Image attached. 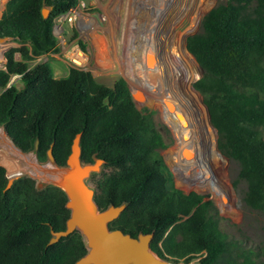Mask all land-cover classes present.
Listing matches in <instances>:
<instances>
[{
    "label": "trees",
    "instance_id": "16d2710c",
    "mask_svg": "<svg viewBox=\"0 0 264 264\" xmlns=\"http://www.w3.org/2000/svg\"><path fill=\"white\" fill-rule=\"evenodd\" d=\"M76 2L7 1L0 37L20 45L1 55L0 127L6 136L41 164L49 161L52 147L55 163L66 166L73 138L81 133V160H104L101 179L94 180L97 172L89 177L99 208L125 204L110 229L134 237L152 233L150 248L157 256L176 264L194 259L198 264H259L226 239L212 217L217 210L211 200L174 186L160 153L163 134L137 108L124 79L108 86L76 68L61 78L52 75L48 62L29 68L28 60L58 52L55 19ZM45 6L50 7L46 18ZM186 48L203 69L193 87L219 133V148L240 164L248 184L246 204L264 211V0H227L215 6L201 20L200 30L187 38ZM14 76L20 86L10 84ZM8 180L0 165V264H75L87 254L78 230L50 243L53 231L66 229L71 214L61 187H39L27 174L9 188ZM260 255L264 257V248Z\"/></svg>",
    "mask_w": 264,
    "mask_h": 264
},
{
    "label": "rangeland",
    "instance_id": "374dc122",
    "mask_svg": "<svg viewBox=\"0 0 264 264\" xmlns=\"http://www.w3.org/2000/svg\"><path fill=\"white\" fill-rule=\"evenodd\" d=\"M7 1L0 0V17ZM226 1L77 0L76 5L71 10L75 17L72 22L67 19L69 17L67 14L55 19L53 32L57 38L58 52L34 57L28 60V66L32 68L39 63L48 62L55 78L67 76L71 68H76L90 72L98 82L108 86H112L120 78L124 79L128 84L137 108L150 115L157 128L163 134L165 147L160 149V153L172 172L174 186L184 193L197 192L204 195L206 200H211L217 210L216 215L213 216L212 213L211 215L217 220L218 226L226 239L238 246L237 251L240 254H251L259 264H264V257L260 255L261 249L264 248V211L253 209L246 204L248 184L240 175L239 162L219 148V133L213 127L216 131V142L215 147L212 145L210 168L213 175L217 178V186L201 187L197 184L190 187L189 183H184L183 175L178 172V169L175 168L168 158V152L171 149H176L177 146L175 131L165 118L158 96L152 93L149 88L143 86V84H146V77L138 70V65L135 66L136 57L138 56L135 51L138 47L143 56L148 59L146 60L147 67L149 62L152 63L153 67H156L157 56L164 51L169 35L173 36L175 53H179L184 45L186 48L187 38L200 30L203 17L212 8ZM190 4L191 9L188 11V15H186L182 23L174 27L175 18L183 15L184 11L182 8H188ZM44 9L47 10L49 15L50 7L45 6ZM195 13H199L201 18L195 30L188 33L186 29L192 23ZM172 25L174 29L170 33L169 26ZM3 41V48L0 53V69L5 68V61L1 58L2 53L11 47L20 45L11 38H3ZM75 46L80 47L86 53V60L82 65L74 66L69 59L70 52ZM16 58L18 60L21 59L19 54H16ZM103 62H106L108 66H104ZM191 62L198 74L193 82L194 84L201 77L202 72L192 55ZM161 66L159 65L158 67ZM138 78L139 84L136 83ZM10 84L20 86L19 78L16 76L12 77ZM138 94H140V97H138ZM0 134V143H3L1 138L3 137L11 142L12 146L16 147L1 127ZM200 144L202 148L203 143L200 142ZM215 151L218 152L219 156H217ZM22 154L28 156L35 166L30 165L27 172H20L16 176L27 174L36 179L39 186L46 184L55 185V182L51 181L44 171L36 168L37 165L46 169L52 163L41 164L34 153ZM215 156H217V160L215 159V163H213L212 158ZM2 166L4 165L2 164ZM54 166L57 167L56 165ZM4 167L7 170V174L10 175L7 167ZM105 170L107 172L111 171L110 168ZM100 171L97 172L98 174H96L94 180L101 179L102 172ZM11 176L13 177V175ZM187 176L191 180H195L198 177L191 175V173L187 174ZM87 181L93 187V180L88 178ZM189 264H198V259L192 260Z\"/></svg>",
    "mask_w": 264,
    "mask_h": 264
},
{
    "label": "bare ground",
    "instance_id": "6f19581e",
    "mask_svg": "<svg viewBox=\"0 0 264 264\" xmlns=\"http://www.w3.org/2000/svg\"><path fill=\"white\" fill-rule=\"evenodd\" d=\"M182 9L183 15H179L174 22L172 21L174 27L183 22L191 9V4L188 8L183 7ZM200 18V14L195 13L192 23L186 29L188 33L195 30ZM173 29V25L169 26L170 33ZM168 37L169 40L164 51L157 56L156 67H153L149 61L147 67L146 60L148 59L143 56L138 47L135 51L138 55L135 66L138 65V70L146 77V84L143 86L158 96L165 118L175 131L177 146L176 149H171L168 152V158L178 169V172L183 175L184 183H189L190 187L197 184L201 187L209 185L216 187L217 178L210 168L212 145L215 147L216 142V131L211 124L200 94L193 87V82L198 76L197 70L192 65L191 55L186 54L188 52L185 45L179 53H175L173 36L169 35ZM103 63L104 66H108L106 62ZM157 65L162 66L158 67ZM148 79L149 81H147ZM136 83L139 84V78ZM1 138L3 143H0V162L7 167L10 175L16 176L20 172H27L30 165L35 166L29 157L12 146L11 142ZM200 142L203 143V149ZM215 152L219 156L218 152ZM217 156L212 158L213 163ZM36 168L44 171L51 181H58L60 170L53 164L46 169L37 165ZM189 173L198 177H195V180L188 179L187 174Z\"/></svg>",
    "mask_w": 264,
    "mask_h": 264
},
{
    "label": "water",
    "instance_id": "95a60500",
    "mask_svg": "<svg viewBox=\"0 0 264 264\" xmlns=\"http://www.w3.org/2000/svg\"><path fill=\"white\" fill-rule=\"evenodd\" d=\"M42 12L46 18L48 16L47 10L43 9ZM3 42V38L0 37V46L4 44ZM196 63L198 64L197 61ZM198 67L202 72L203 69L199 64ZM204 106L210 118L208 108L205 104ZM80 142L81 133H77L73 138L66 166H58L55 163L52 147L48 150V163L56 165L60 170L55 185L66 192L68 197L66 206L71 210L66 229L53 231V238L50 243L58 241L60 237L67 236L74 230H78L83 235L88 252L75 264H176L157 256L151 250L152 233H141L134 237L120 229H110L109 223L120 215L125 204L112 205L105 210L99 208L95 201V188L88 183L87 179L92 173L101 170L104 160L97 159L94 163H84L81 160ZM38 144L39 141L36 140L35 150L38 149ZM18 150L23 153L20 149ZM20 176L22 175L8 177L7 188L12 185L14 179Z\"/></svg>",
    "mask_w": 264,
    "mask_h": 264
},
{
    "label": "built area",
    "instance_id": "2783aa9c",
    "mask_svg": "<svg viewBox=\"0 0 264 264\" xmlns=\"http://www.w3.org/2000/svg\"><path fill=\"white\" fill-rule=\"evenodd\" d=\"M73 8L70 9L69 12H67V16L69 15V17H67V19L72 22L74 17V13L71 11ZM54 33V32H53ZM61 37V36H59ZM3 45L0 46V53L2 51ZM4 53V52H3ZM70 61L72 65H82L85 60H86V53L84 50H82L80 47L75 46L72 48L71 52H70ZM2 165V164H1ZM8 175V174H7ZM8 177H10L8 175ZM14 177V176H13Z\"/></svg>",
    "mask_w": 264,
    "mask_h": 264
}]
</instances>
